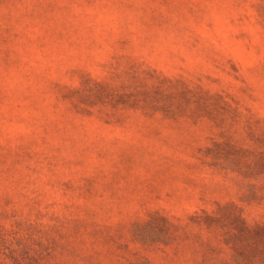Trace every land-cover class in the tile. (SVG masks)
<instances>
[{
    "label": "rangeland",
    "instance_id": "1",
    "mask_svg": "<svg viewBox=\"0 0 264 264\" xmlns=\"http://www.w3.org/2000/svg\"><path fill=\"white\" fill-rule=\"evenodd\" d=\"M0 264H264V0H0Z\"/></svg>",
    "mask_w": 264,
    "mask_h": 264
}]
</instances>
